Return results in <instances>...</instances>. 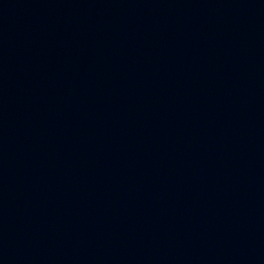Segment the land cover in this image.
<instances>
[{
  "label": "water",
  "instance_id": "1",
  "mask_svg": "<svg viewBox=\"0 0 264 264\" xmlns=\"http://www.w3.org/2000/svg\"><path fill=\"white\" fill-rule=\"evenodd\" d=\"M0 264H264V0H0Z\"/></svg>",
  "mask_w": 264,
  "mask_h": 264
}]
</instances>
